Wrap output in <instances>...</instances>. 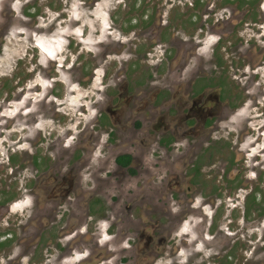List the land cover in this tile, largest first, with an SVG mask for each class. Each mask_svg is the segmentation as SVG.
<instances>
[{"label":"flooded vegetation","instance_id":"af4514ba","mask_svg":"<svg viewBox=\"0 0 264 264\" xmlns=\"http://www.w3.org/2000/svg\"><path fill=\"white\" fill-rule=\"evenodd\" d=\"M98 1L81 8L91 12ZM121 9L132 35L95 43L97 58L110 62L97 79L99 69L90 72L96 90L77 126L62 113L69 126L60 129L58 87L71 95L80 77L57 61L59 50L37 44L44 59L33 58L31 71L18 61L0 85L21 88L0 103V264L30 254L34 264H179V235L184 250L182 237L197 224L188 217L199 213L185 196L202 185V162L243 144L247 102L261 93L254 81L264 66V0H123L113 18ZM68 39L69 49L74 40L86 45ZM234 166L227 158L223 180L242 188ZM252 194L243 221L264 217ZM216 217L217 208L203 242L215 235ZM227 229L221 264H246L247 244L234 225Z\"/></svg>","mask_w":264,"mask_h":264},{"label":"rangeland","instance_id":"374dc122","mask_svg":"<svg viewBox=\"0 0 264 264\" xmlns=\"http://www.w3.org/2000/svg\"><path fill=\"white\" fill-rule=\"evenodd\" d=\"M83 2L84 0H0V85L6 83V74L9 75V78L15 77L16 72L19 71L18 68L21 67L17 66L18 61L24 64L20 65L26 67V70L31 71L34 65L27 64L33 58L44 59L39 49L36 48L37 44H40L45 51L53 52V55L59 50L57 61L63 60V64L66 66L73 64L72 72L80 77V85L73 87L71 95L68 94L66 85L59 86L58 90L61 93L56 99L57 104L65 101L63 103L64 108L59 110L61 114L65 113L73 120L72 126L74 124L77 126L80 122L75 119L79 118L83 112L79 105L85 104V96L92 90H96L95 81L92 84L88 82L90 74L94 72L92 70L94 68L99 69L95 71L97 79L101 75V70L109 66L110 60L106 62V59L97 58L98 47H95V43L105 34L111 39L120 38L121 40L130 38L132 35L126 31L128 30L127 24H121L123 18L128 15L126 10L121 9L120 15L113 18L117 5L122 4L123 0H100L95 5L96 10L91 12L86 11L85 8L83 11L81 8ZM21 32L23 34H20ZM42 37L47 39L42 40ZM66 37L70 41L73 37L82 39L86 45L80 46L78 41L74 40L72 48L69 49L64 41L67 39ZM48 39L53 41V46L51 42L48 43ZM106 41L107 39L103 43ZM69 52L72 55H69ZM5 58H11L10 60L13 62L6 73ZM58 72L60 73V71ZM59 73H56V76L60 80ZM255 74L254 87L261 88V93L255 99L249 98L247 102V118L245 120L247 135L243 138V144L239 145L236 153H226L225 156H219L215 160L213 159L211 164L207 160L202 162V185L196 186L193 191L185 196L192 203L191 207L198 210L199 213H193L198 218L188 217L189 221L193 220L197 224L194 228V235L190 238L182 237L183 240H187L184 250L181 248V236L179 235V264L223 263L222 256L226 253L227 244L230 240L228 236L230 231L227 229L230 224L234 225L235 232L240 234L247 244L244 263L264 264V217L259 219L251 216L247 221L241 219L246 195H251L257 190L258 203L261 200L264 202V118L261 115V107L264 104V66L255 70ZM248 80L250 81V75ZM15 84L16 82L11 84L7 90L0 88V103L5 101L9 94L15 97L17 93L21 92V88L17 89ZM57 86L55 90H57ZM68 108L71 111H68ZM237 111L241 112L242 109ZM88 114L90 115V111ZM61 118V122L64 124L60 129L68 127V118L64 117L63 114ZM57 121L56 118V124ZM232 130L234 129L232 128ZM234 135L238 136L237 134ZM226 136L227 134L218 136L221 144L226 142ZM226 157L230 159L233 157L235 166L231 172V177H236L239 174L242 188H240L239 183L231 182L227 185L228 181L226 180L228 178L223 180L227 171ZM212 179L215 181L212 182ZM216 208L217 217L214 226L216 233L207 238L206 242H203L202 236L205 237L206 222L211 221L213 211ZM188 220L180 227L184 232L191 231ZM191 249H193L192 252H190ZM34 258L35 255L30 254L29 257L22 259L21 264H31Z\"/></svg>","mask_w":264,"mask_h":264},{"label":"trees","instance_id":"16d2710c","mask_svg":"<svg viewBox=\"0 0 264 264\" xmlns=\"http://www.w3.org/2000/svg\"><path fill=\"white\" fill-rule=\"evenodd\" d=\"M257 193H258V191L255 190L254 193L252 194L253 198H252L251 201H249L250 204H252L253 202H256V200H257V202H258V199H259V198H258L257 195H256ZM260 205H261V203H260ZM248 214H250V210H249V209H248Z\"/></svg>","mask_w":264,"mask_h":264},{"label":"bare ground","instance_id":"6f19581e","mask_svg":"<svg viewBox=\"0 0 264 264\" xmlns=\"http://www.w3.org/2000/svg\"><path fill=\"white\" fill-rule=\"evenodd\" d=\"M54 54H56L57 55V53H54ZM84 106V105H83ZM79 107H82V105H79Z\"/></svg>","mask_w":264,"mask_h":264}]
</instances>
